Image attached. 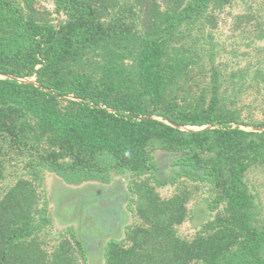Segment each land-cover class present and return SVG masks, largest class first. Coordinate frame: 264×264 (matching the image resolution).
Returning a JSON list of instances; mask_svg holds the SVG:
<instances>
[{
	"label": "trees",
	"instance_id": "1",
	"mask_svg": "<svg viewBox=\"0 0 264 264\" xmlns=\"http://www.w3.org/2000/svg\"><path fill=\"white\" fill-rule=\"evenodd\" d=\"M254 1L0 0V74L38 84L0 78V264H264L248 177L264 167V130L238 125L264 126L242 101L264 97ZM228 20L225 43L216 32ZM50 173L75 186L126 177V211L115 208L100 247L58 230Z\"/></svg>",
	"mask_w": 264,
	"mask_h": 264
},
{
	"label": "rangeland",
	"instance_id": "2",
	"mask_svg": "<svg viewBox=\"0 0 264 264\" xmlns=\"http://www.w3.org/2000/svg\"><path fill=\"white\" fill-rule=\"evenodd\" d=\"M39 1L48 8H52L51 0ZM257 2H259V0H256V2L254 1L253 5L255 7H257ZM232 9L233 11H239L240 7L234 6ZM230 26L231 23L229 20L227 22H221L219 29L216 32V34L219 32L217 34L218 38L225 43L234 39L231 36L232 30ZM237 42L240 43L241 51L248 49L247 46L241 44L242 40H238ZM260 44H263V42H260ZM250 48L251 57L249 60L255 61L253 46ZM256 53L261 55V52ZM246 63H248V60L245 57L240 65H244ZM260 94V92L257 94L256 92L249 91L244 94L242 98V101L246 106V108H244V112L246 113V111H248V117L251 120H260L264 116V97L260 96ZM160 152H162V150H159L156 153L157 162H162V159L160 158L162 153ZM248 177L256 186L257 202L260 205L259 209L261 210L262 215H264V167L263 169L254 168L248 173ZM124 179H126L124 175H118L106 185H99L96 184L97 182H94L75 186L65 183L60 177L50 173L46 179L47 185L45 184L44 186L51 196V212L54 214L57 213V215L60 214V218L64 220L63 223H59L55 220V225L58 230L65 229L67 226L71 225L76 231L78 230L91 249L97 244L100 247L103 244L102 240H99L100 237L105 232L113 233L118 228V224L113 226L115 222L120 221V218L118 217L120 213L118 215L115 214V208L120 211V207L122 205V208L126 211L125 204H122L125 185ZM163 190H165L164 194H167L170 191V187L167 186ZM192 204L193 203L190 202V205ZM209 216V211L205 209L197 220L192 223H189V221L186 222L181 227V233L183 235L192 233V229L203 223V221H205ZM79 217L81 218V221ZM127 219L129 221L128 214ZM79 222H81V224ZM98 251L99 249H93L91 252L97 255Z\"/></svg>",
	"mask_w": 264,
	"mask_h": 264
},
{
	"label": "water",
	"instance_id": "3",
	"mask_svg": "<svg viewBox=\"0 0 264 264\" xmlns=\"http://www.w3.org/2000/svg\"><path fill=\"white\" fill-rule=\"evenodd\" d=\"M5 77H9V78H13V79H16L18 80L19 82H24V83H28V82H32L36 85H38L36 82L33 81V79L31 78H27V77H14V76H11V75H7V74H0V78H5ZM67 98H72V99H76V100H79L78 98L76 97H73L72 95H69L67 96ZM147 117H151V118H157V119H160V117L158 116H155V115H152V116H141L139 118H147ZM168 122V121H166ZM169 124L181 129V130H186V131H197V130H202L204 128H207V127H212L211 125H205V126H201V127H193V126H183V125H175L171 122H168ZM234 126H236L237 124L233 123ZM240 128L244 129V130H250V131H257V132H261L264 130V126L263 127H253L251 125H243V124H238Z\"/></svg>",
	"mask_w": 264,
	"mask_h": 264
}]
</instances>
